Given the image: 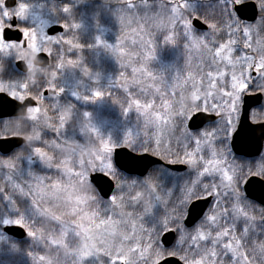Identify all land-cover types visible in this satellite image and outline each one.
I'll use <instances>...</instances> for the list:
<instances>
[{"label": "trees", "instance_id": "1", "mask_svg": "<svg viewBox=\"0 0 264 264\" xmlns=\"http://www.w3.org/2000/svg\"><path fill=\"white\" fill-rule=\"evenodd\" d=\"M149 1L134 0L131 3L133 8L131 10V6H126L127 11L132 13L130 16L134 20L137 16L139 24L145 25L147 28L151 27L153 30L152 34L148 32L146 36L147 40L153 41L152 59L148 63L149 68L146 72L151 77L149 82H145V79H142L141 74L138 72L141 79L134 85V90L129 91V94L125 93V88L133 85L131 78L123 68H120L119 62L115 61V55H110L109 52L104 50V44H107V46L112 45L113 50H119V45H123V54L130 50L125 40L132 33L112 18L118 17L121 10V14L127 12L125 4L121 3V0H64L61 4H56L58 12L55 10V21L63 26L64 32L62 35L55 37L58 43L49 51L50 67L41 72L40 75L47 72L54 74L55 80L52 85L47 84L50 87H47L49 88V95L65 91L67 97H62L61 103L62 105H69L72 111L78 114L80 124L84 123L83 116H90V120L87 118V123L84 126L81 124V127L85 129L86 141H95L93 140V133L87 130L86 127L89 123L93 126L95 123L93 118L97 117L99 124L108 121L110 122L109 127L117 125L118 130L121 131V134L113 139V142H115L114 148L126 147L137 154L145 153V150H147V154L155 156L165 163L173 161L170 164H183L181 163L185 158L183 151L193 150L187 146L186 137L190 134L216 132L214 136H217V141H222V143L228 142L229 138L227 140L226 132L221 134L219 130V126L222 125L220 118L214 124L196 133L189 132L183 127L177 131L179 118L190 110L185 108L179 111L178 99L180 101L181 94H174V98L167 91L173 88L180 89L184 80L191 79L190 76H192L193 70L188 67L186 59L183 58L192 56V59H194V55L192 52L188 54L185 51L187 43L183 41L178 27L173 29L174 35L169 40L170 43L166 45L158 33L162 30L159 29V26L152 27L151 21L143 24L144 20L141 17L139 18L143 15V10L142 7L139 8V5L146 4ZM162 2L167 6H174L185 12V15H188L189 12L192 15L199 13L201 20L209 24L219 23L220 27L209 30L214 39L222 35L221 28L224 27V23L221 22L224 19L227 20V12L231 10L230 8L226 10L219 0H185L182 3L180 0H175V4ZM185 4L188 5L187 8L183 7ZM193 8H195V11H192ZM134 23L136 24V21ZM239 25L242 27L244 23H239ZM259 38L264 39V27ZM202 49L204 50L202 54L205 59H202V62L197 65V70L203 68L207 60H213L211 55L214 49L210 47V44L202 46ZM69 61L73 63L69 64ZM7 71L2 65L0 79L10 83L13 78L10 71ZM46 83L47 81L42 77L36 78V87L33 88L34 90H27L26 95L36 97L37 91L43 89ZM144 86L151 87L154 92L152 101L153 103H159L158 108L154 109V107L148 105L146 94L141 91ZM252 90L253 92L259 91L256 87L254 89L250 88V91ZM73 91L78 93L80 98L87 97L86 100L90 105H82L77 99L73 98ZM97 91L102 95L99 99H94L93 94ZM160 101L165 102L166 105L160 106ZM57 108L53 103H48L43 107L49 120H52V124L49 128L42 127L41 130L39 129L42 132L40 139L44 144L38 147L35 146L36 149L49 151L45 142L48 143L56 138L54 130L58 125ZM259 112L261 111L258 110L255 113ZM157 116L158 118H156ZM155 119H159L160 125L158 129L153 130L152 128V130L163 134V138H156V141L151 140L147 143L143 140L138 142L137 145L127 143L125 139L117 142L119 137L125 134L124 130H127V133L133 130L140 134H147L146 123ZM215 124L216 127L213 128L212 126ZM75 127L79 126H76L74 116L65 127L67 134H71L70 139L73 137ZM101 132L104 133L103 130ZM25 135L27 138L32 137L30 126L26 125ZM180 141L183 145L180 144ZM157 142L162 143L160 148L156 147ZM94 143L97 144V141ZM178 147L179 151L177 150ZM202 149L199 148L198 151ZM223 150L227 155L221 156H224L226 163L236 175L244 180L255 174L264 179V171L257 168L258 162L264 160V154L258 159L246 160L234 156L228 146ZM26 156H28L27 153L26 155H11L7 158L0 156V165L2 162L13 161L12 163H19V166H21L23 158ZM186 167L187 170L182 173H173L164 167H154L142 179L129 177L117 171L114 181L116 187L124 191L123 201L120 209L113 208L111 222H115L116 218L124 215L128 217L134 230L127 229V224L119 222L116 227L118 230L115 228L116 231L110 235L97 236L98 238L93 239L89 235L88 241L84 240V244L80 240L68 238L64 233H62V237L59 236L60 240L55 241L53 239L55 234L51 235V233L60 229L42 221H35L34 225H31L33 230H37L41 234L38 240L33 236H31L32 240L31 237H27L24 241H16L6 237L2 233V220L10 219L12 216L16 217L19 212L26 210L27 201L25 200L23 204L16 193V189L11 190L7 187L0 176V264H112L113 261L119 264L121 258H123L125 264H153L154 259L160 252L165 255L174 253L179 257H183V263L185 264H243L241 258L244 256L245 251L250 253L249 259L252 260V264H264V255H261L258 250L256 241V237H259L260 241L264 242V224L262 223L264 210L244 197L242 183H239V187L235 188L239 196L235 194L228 195L225 192V194H222L221 191L218 196L214 194L212 206L206 216L193 229L188 230L183 227V219L190 200L196 198L191 196L193 186L201 179L198 174V165ZM9 172H11L10 169ZM11 175L16 182L20 179L15 173ZM205 187L209 191L212 190L210 182L207 181L205 184L200 185L197 192L198 196L206 195ZM118 192L116 191L114 195ZM84 194L96 199L95 203L85 204L86 211L95 213L100 219H105L110 215L108 212H104L105 205L110 202L103 201L90 185L84 189ZM226 204L228 205L227 211L224 210ZM50 205H47V207L52 206ZM57 208L59 207L51 210L55 212L58 210ZM145 208L147 211L144 210ZM238 211L242 212L244 216L241 215L237 218L234 213ZM213 216L216 218L215 222L211 219ZM248 216L252 220H249ZM63 222L61 221V223ZM165 224L180 229L177 233L178 240L170 249L150 250V244H158L159 236ZM245 226L250 233V237H246L243 231ZM32 229H30V232H32ZM212 240L218 245H213ZM241 241L243 246H241ZM80 243L84 247L83 251ZM219 245H227V249H222ZM133 246L135 248H132ZM137 246L142 249L138 254L134 251ZM114 254H117V256H114ZM112 257L116 260H113ZM141 257H144V259H141Z\"/></svg>", "mask_w": 264, "mask_h": 264}, {"label": "rangeland", "instance_id": "2", "mask_svg": "<svg viewBox=\"0 0 264 264\" xmlns=\"http://www.w3.org/2000/svg\"><path fill=\"white\" fill-rule=\"evenodd\" d=\"M121 1V3L125 4V7H130L131 3L134 0ZM162 1H164L165 3H172L171 0H150L149 2H146V4L139 5V8L142 7L143 10V15L139 16V18L141 17L144 20L143 24L151 21L152 27L159 26V29L162 30L158 33L160 34L162 41H165L166 45L170 43L169 40L174 35L173 29L178 27L183 41L187 43L185 51L188 54L192 52L194 55V59H192V56H190V58H183L184 60L186 59L188 67L193 70V74L192 76H190L191 79H186L183 82L181 80L182 86L180 89L173 88L172 90L167 92L173 96L176 93L181 94L180 101L178 99L179 111L185 108L190 111L194 110L198 98H202L206 94H210L212 98L208 100L209 112L217 110L211 107V105L215 103L220 106L218 110H221L226 115L227 109L224 108V103L225 101H229L230 98L223 96L224 83L227 79L234 86L228 89L230 92L238 88L241 75L243 74L244 78H247V66L252 62L251 59L244 60L241 58L234 57L229 63L226 57H224V64L222 65L220 64V52L222 51V48L214 49L211 55L213 60H207L206 65L203 68L197 70V65L202 62V59H205L202 54L204 53L202 46L209 45V41L214 39V37H212L209 33L210 35L208 36V38H206V41H201L199 39L193 41L191 36H189V39L187 40L184 39L186 30L182 27V25L184 21L190 19L189 15H185V12L178 10L174 6L172 7L163 4ZM183 1L185 0H180L181 3ZM46 6L47 5L45 4L36 5L25 3L22 5V7H20L21 13L18 15V17L24 21H28L33 25V29L31 31L25 32V36H27L29 40V50L25 53V61L29 65L31 64V59L37 53H50V49L58 43L57 39L48 38L45 35V30L47 27L57 24L55 21V11H51L50 6ZM127 7L126 11L128 10ZM54 9H56V11L58 12L57 8ZM131 9H133L132 6L130 7V10ZM123 11L125 10L123 9ZM114 13H116V11H114ZM121 13L122 10L120 11L118 17L112 18H114L117 23H120V26L132 33V35H130V37L125 40L127 47H129L130 49L129 52H127L126 54L124 53L125 55L123 54V45H119V50H113L112 45L107 46V44H104L103 47L104 50L109 52L110 55H115V61L117 60V62H119L120 68H123V70H125V73H127L128 76L131 78L133 85H129L127 88H125V93L129 94V91L134 90V85L139 82L141 77L142 79H145V82H149L151 80V77L147 75L146 72L149 68L148 63L152 59L153 41L147 40L146 36L148 32L149 34H152L153 30L151 27L147 28V26L145 27V25L142 26L141 24H139L137 16L136 20H134L133 17L130 16V14L132 15V13H130L129 11L125 12L124 14ZM262 15H264V13H262ZM134 21H136V24L134 23ZM223 23L225 26L227 20L224 19ZM239 23L244 22L239 21ZM140 30L142 31L141 34ZM262 31L263 27H261L260 33H262ZM133 32L135 35L133 34ZM236 35L238 37L239 33H236ZM243 46L244 42L241 41L240 47L243 48ZM4 50H6V47L0 41V53ZM133 50L135 51L133 52ZM254 53L258 58H261L262 62H264V39L258 38L257 42L254 44ZM210 65L219 67V83H209V80L213 79L214 75L213 73L209 72ZM30 72L31 76L28 79H25V91L29 90L30 88H32L33 85L36 84L35 78L39 76V73L33 68ZM138 72L141 74V77L139 76ZM224 73L228 74L227 78L223 75ZM233 73H235V77H233ZM193 75L196 76L193 77ZM41 77L45 81H47L43 89L49 91L50 87L47 84H50V86L52 85V82L55 80L54 74L47 72L42 74ZM198 78L202 80H199ZM0 89L4 90L11 96H15V98L19 100L23 99V97H27L26 94L23 97H21V95H18V92H20V87L16 84L11 86H5L4 84L0 83ZM141 91L146 94V98L148 99V105L150 107H154V109L159 107V103H153L152 101L154 97V92L152 91L150 86L142 87ZM246 93L247 92L242 93L241 99L237 101V113L233 115V123L236 126L238 123V121L236 120V115H239L241 113L242 98ZM186 95L187 97H185ZM64 96L65 98L67 97L65 91H60L54 95H49V97L46 99L43 98L42 95L38 97V106L36 108L29 109L27 113V118L29 119L30 123H28L27 121L26 124L32 129V137L27 138V146L29 147L27 153L28 156L23 158L21 166H19V163H12L13 161L2 162V164L0 165V176L2 178L3 183L11 190L16 189V193L19 199L23 202V204L25 200L27 201V209L23 210L22 212H19V215L16 217L12 216L10 219H20L23 221V228L27 231V237H31L28 235L30 229L33 228L31 225H34L35 221H42L48 225L60 229L59 231L56 230L51 233V235L55 234V238H53L55 239V241L60 240L59 236L64 233L66 234V236H68V238L80 240L82 244H84V240L88 239L89 235L92 239L95 237L98 238L99 236L110 235L112 232L118 230L116 227L118 226L119 222L127 224V229L133 231L134 227L130 224V220L128 219V217H125L124 215L120 216V218H116L115 222H111V214L113 213V208L117 207L118 209H120L121 202L123 201L122 198L124 191L119 189V187H116L115 190V192H118V190L119 192L115 195H112L116 197V200H107L110 203L108 205H105L104 207V212H108L110 214L107 218L100 219L98 216H96L95 213H90L89 211H86L85 207L86 203L92 204L96 201L94 197H91L90 195L88 197L86 194H84L85 188H87L89 185L92 187V185L89 183L90 174L102 173L113 180L117 176V169L114 167L112 159L113 151L116 148L113 147L115 145L113 139L117 135H120L121 131L118 130L117 125L109 127L108 125L110 122L108 121L104 122L103 124H99L97 117H95L93 118V120H95L93 126L91 123H89L86 129L93 133V140H95L94 142L97 141V144L92 141H86L84 134L85 129H83L84 127H81L82 123L80 124L79 118L77 117L78 114L76 112H73L69 105H62L61 103L62 97ZM72 97L77 99V101H79L82 105H90V103L87 102L85 98H80V95L75 91H73ZM48 103H53L56 107H58V125L57 128L54 130L56 138L54 140H50V142L48 143L45 142V145L49 151H44L42 149H36L35 146L38 147L44 144V142L40 139L42 134L40 130L42 129V127L49 128L52 124V120H49L43 109V107ZM160 103V106L166 105L165 102L160 101ZM201 107H203V104H201ZM262 112H264V109L262 110ZM254 113H252V115ZM74 116L76 126L79 127L74 128L73 137L70 139L71 134H67L65 127H67L69 121ZM82 118L84 119V123L82 124V126H84L85 123H87V118L90 120V116L87 115V117L83 116ZM156 118H158V116ZM219 118L222 123V125L220 126L225 127L222 129L219 126V130L221 131V134L226 132L227 135L229 126L226 123L225 116H220ZM159 125V119L148 121L146 123L148 132L147 134H140L133 130L127 133V130H124L125 134H123L122 137H119L117 142H120L122 141V139H125L127 143L137 145L138 142L143 140H145L143 141L145 143L151 140L156 141V138H163V134L158 133V131H153L155 129H158ZM101 130H103V134ZM208 133L210 135L207 139H205L203 136L200 137L202 143L198 148L194 147L191 151H183V155L185 152L192 153L194 151H198L199 148H203L200 151L201 153H203V150L206 149L208 153L219 152L221 155H227L223 148H227V146L229 147V141L231 136L227 135V140L229 138L228 142L219 143L217 145L215 144V147H213V143H209L208 141L214 140L215 142L217 141L218 137L211 135L210 131H208ZM221 134L219 135L220 137ZM102 142H107L108 148L111 149V151H105L102 147ZM180 144L183 145L181 141ZM224 161H226V159L224 158V156H221V163L223 167L229 168L231 170L232 168L227 163H224ZM192 165L195 166L197 164ZM257 168L259 170H262V168H264V160L258 162ZM9 169L11 170V172L13 171L12 173L17 174V176L20 178L17 180V182L11 175L12 173H8ZM231 171L233 172V170ZM234 175L236 174L234 173ZM243 181L244 179L240 177L239 183H242L243 185ZM209 182L211 184V189H213V182ZM215 185H219L220 191L223 192L222 194L227 193L228 195L235 194L236 196H239L236 191L237 189H235L237 187L236 182H233L232 185L229 187L220 179H217L215 181ZM47 205H50L51 207H47ZM56 207H59L57 208V211L54 212L53 210H51ZM144 210L147 211L146 208ZM238 212L234 213L237 218L241 217V215L244 216L242 212ZM249 220H252V218L250 217ZM61 221L64 222L61 223ZM32 233H34L33 238L37 240L38 237L41 236L40 232L37 230L32 229ZM33 238L31 237V240ZM81 243L80 245H82ZM211 243H213V245H218L215 244L213 240ZM219 246H221L222 249H227V245ZM83 248L84 247L82 245V251ZM132 248L135 247L133 246ZM114 256H117V254H114ZM113 260L116 259L113 258Z\"/></svg>", "mask_w": 264, "mask_h": 264}, {"label": "snow or ice", "instance_id": "3", "mask_svg": "<svg viewBox=\"0 0 264 264\" xmlns=\"http://www.w3.org/2000/svg\"><path fill=\"white\" fill-rule=\"evenodd\" d=\"M173 4H175V0H171ZM220 3L223 4L224 8L231 9L227 12V23L223 28H221L222 35L212 39L209 41L210 47L213 49H221L220 52V64H224V57H226L227 61L230 63L234 57L241 58L244 60L251 59V63L247 66V78L245 79L243 74L240 77V83L238 85V88H236L234 91L230 92L228 89L230 87H234L227 79L224 83L223 87V96L229 97V101H225L224 108L227 109V114L225 115L224 112H222L219 109V105L213 103L211 107L213 109H217L213 112H209V105L208 100L212 98L210 94H206L202 98H198L197 104L195 106V109L186 113L182 114L181 118L178 120V127L177 131L180 130L181 127L185 128L187 131L191 132V130L195 127H198L195 125V121L199 117L201 113H203L206 116H214V117H220L225 116L226 123L229 126V130L227 132L228 136L233 135V133L236 130V125L233 123V115L237 113V101L241 99V94L245 92L250 91V86L253 84L258 85L259 92L264 93V62H262L261 58H258L256 55H254V44L257 42L259 36H260V29L261 27H264V0H250V3L255 5V11H256V20L252 22H246L244 21V16L247 12L246 5L249 3V0H219ZM184 8H187L188 5H183ZM67 11V9H65ZM192 11H195V8H193ZM190 19L187 21H184L182 27L186 30L184 39H189V36H191L192 40L195 41L197 39L203 41L209 36V30L214 29L217 27H220V24H209L206 21H201L199 13L196 15H192L191 12L188 13ZM195 21H199V25H204V31H200L199 25L194 23ZM239 21H244V25L241 27L239 26ZM223 23V22H221ZM236 33H239V36L237 37ZM255 33V34H254ZM4 38L9 39V29L5 28L3 30ZM23 32H18L16 34L17 39H21L23 37ZM217 40L219 41L217 43ZM241 41L244 42L243 48L240 47ZM45 55H50V53H45ZM73 63L72 61H69V64ZM227 66V65H225ZM209 72L213 73V79L209 80V83H219V76L220 71L218 66H209ZM226 78L228 77L227 73L223 74ZM233 77H235V73H233ZM0 92H2V89H0ZM102 94L100 92H94L93 98L99 99ZM12 99L15 100V96H12ZM85 99H88L85 97ZM201 104H203V107H201ZM38 111V109H37ZM87 115V114H86ZM240 115V114H239ZM239 115H236V120H239ZM63 119V117H62ZM253 125L257 124H264V112L254 113L251 117ZM185 121L187 123L185 124ZM213 128L216 127V124L212 126ZM208 132H203L199 134H190L187 139V146L189 148H198L202 141L200 139L201 136H203L205 139L209 137ZM211 135H216V132H212ZM238 135V133H237ZM6 138V137H5ZM209 143H213V147H215V144L222 143L220 141H208ZM162 146L161 142L156 143V147L160 148ZM102 147L105 151H111V149L108 148L107 142H102ZM167 150V149H166ZM180 150L179 147L177 149ZM147 150H145V153ZM184 159L181 161L185 166H190L192 164H197L199 167V175L201 177L200 181L197 182L192 189L191 196H195V199L190 200L189 207L187 209V215L184 217V225L185 227L188 226L187 221L189 220V217L191 216L192 208L195 207L196 203H199L201 200H207L212 202L213 201V195H219L220 194V187L219 185H215V181L217 179H220L222 182L227 184L229 187L232 185L233 182H236L237 187H239V180L240 177L234 175V173L226 167H223L221 163V154L219 152L216 153H208L207 150H203V153L200 151H194L192 153H184ZM173 161H169V163H172ZM226 163V161H224ZM115 168L122 167V163L119 159L114 161ZM261 171H264V168H262ZM92 181H97L96 176H92ZM102 179H107V177H102ZM207 181L213 182V189L209 191L206 187L204 191L206 192V195L204 196H198L197 192L200 189L201 184H205ZM244 183H247L246 180L243 181ZM99 187V186H98ZM104 188H100V191H103ZM112 201L116 200L115 196L109 197ZM227 199V197H225ZM228 205H225L224 210L227 211ZM212 221L215 222V216H213ZM3 226L5 228L9 226H17V227H24L23 221L20 219H3L2 220ZM175 223V221H173ZM246 223V222H245ZM180 231L179 228H174L169 226L168 224H165L162 233L159 236V242L158 244H150L149 249H168L173 246L174 242L178 240L177 233ZM243 231L245 232L246 237H250V233L248 232L247 227L245 226L243 228ZM29 236H33L34 233L29 232ZM172 237V240H169V237ZM256 241L258 243V250L260 251L261 255H264V242L260 241L259 237H256ZM241 246H243V242L241 241ZM251 246V245H249ZM238 250V249H237ZM134 251L137 252V254L142 251V249L137 246ZM250 253L245 251L244 256L241 258L243 261V264H252V260L249 259ZM141 259H144V257H141ZM176 260L179 262V264H183V257H179L175 255L174 253H169L167 255L163 254V252H160L157 254L156 258L153 261V264H167L168 261ZM112 264H116V261H113ZM119 264H125V261L123 258L120 259Z\"/></svg>", "mask_w": 264, "mask_h": 264}, {"label": "water", "instance_id": "4", "mask_svg": "<svg viewBox=\"0 0 264 264\" xmlns=\"http://www.w3.org/2000/svg\"><path fill=\"white\" fill-rule=\"evenodd\" d=\"M61 3L63 0H49ZM13 5V0H7L6 6L10 7ZM247 12L244 16V21L252 22L256 20L255 5L249 3L246 5ZM242 21V22H244ZM199 25V21H195ZM15 26V21L12 22V27ZM200 31H204V25H199ZM9 29V39L4 38L5 42H22V39H17L16 34L20 31ZM64 32V29L60 25L50 26L46 30V34L49 37H54L60 35ZM23 46L26 47V41L23 42ZM34 66L40 69H46L50 66V58L45 53H39L33 60ZM17 69L26 74L28 72V67L25 62H18L16 64ZM47 95V92L44 93ZM263 95L261 93L247 94L242 99L241 113L238 120V125L235 132L233 133L230 141V148L232 153L236 157L245 159H255L258 158L264 148V124L253 125L251 121L252 110L259 108L262 104ZM37 106V102L32 98H26L23 102H18L13 100L11 97L4 93H0V119L6 118H17L24 117L27 114L29 108H34ZM218 117L206 116L203 113L199 115L195 121V127L191 132H197L202 130L209 124H213ZM238 133V135H237ZM25 143L24 139L21 138H10L0 141V152L3 154L1 156H9L13 150L21 147ZM113 164L114 161L119 159L122 163V167L116 168L122 174L130 177L144 178L151 169L154 167H164L165 169L174 172L182 173L186 171V166L182 164H167L164 163L159 158L152 156L147 153L136 154L130 151L128 148L120 147L113 151ZM115 167V165H114ZM92 176H96L97 181H92ZM102 177H107V179H102ZM247 183L243 185V193L247 200L252 201L264 209V179L258 176H251L247 180ZM89 182L92 187L96 190L100 198L104 201L109 200L115 191L114 181L105 174L102 173H92L89 175ZM99 186V187H98ZM100 188H104L100 191ZM212 202L207 200H201L196 203L195 207L192 208L191 216L187 221L188 226L185 227L184 220L183 226L186 229H192L207 213ZM189 207V206H188ZM188 209V208H187ZM187 215V212H186ZM264 224V217L262 219ZM2 232L9 238L16 241H24L27 237L26 230L22 227L9 226L7 228L3 227ZM173 238L170 236L169 240ZM174 245V244H173ZM167 264H179L176 260L168 261ZM184 264V263H183Z\"/></svg>", "mask_w": 264, "mask_h": 264}, {"label": "flooded vegetation", "instance_id": "5", "mask_svg": "<svg viewBox=\"0 0 264 264\" xmlns=\"http://www.w3.org/2000/svg\"><path fill=\"white\" fill-rule=\"evenodd\" d=\"M6 2H7V0H0V32H1L0 41L6 47V50H4L3 52L0 53V73L2 70V65H4L6 71L7 70L10 71L11 76L13 78V81L8 83V82H4L0 79V83L4 84L5 86H7V85L11 86V85H15V84L19 85V87H20L19 91L20 92H18V95L19 96L21 95V97H23L26 94L25 87H24L25 79H28L31 76V72H30L31 69L32 68L35 69L39 73L38 77H41V75H40L41 72L46 71L50 66L46 69H40V68L34 66L33 60L36 57V55H38L39 53H37L31 59V64H30L31 66L25 61V53L29 50V40H28L27 36H25V32L31 31L33 29V25L31 23H29L28 21H24L18 17V15L21 13L20 7H22V5L25 3L36 4V5L45 4V5H47L46 7L50 6L51 11H55L56 9H54V8H56V4H61V3L49 1V0H13V5L8 7V6H6ZM14 21H15V26L12 27V22H14ZM55 25H58V24H55ZM49 27H47L46 30ZM5 28H10L12 30H18L20 32H23L24 35H23L22 42H20V43L5 42L3 39V30ZM46 30H45V35L48 38H55L56 37V36L49 37L46 34ZM24 41H26V47L23 46ZM40 53H43V52H40ZM21 61L25 62L27 67H28V72L26 74L20 72L16 67V64L18 62H21ZM38 77H36V78H38ZM36 78H35V80H36ZM35 87H36V84L33 85L32 88H30V89H33ZM254 87H256L259 90V87L256 84H253L252 86H250L251 89L252 88L254 89ZM259 91L253 92V90H252V91L247 92L246 94H256V93H260ZM45 92H47V95L44 94ZM0 93H4V94H6L12 98V96L9 95L4 90H2V92H0ZM261 94L263 95L262 104L259 106V108H256L255 111L260 110L262 112V110L264 109V93H261ZM40 95H42L43 98L46 99L49 97V91L46 89H43V90L40 89L37 91L36 97L27 95V97H23V99H20V100L15 99V100L18 102H23L26 98H32L37 102V99ZM37 106H38V102H37ZM36 107H34V108H36ZM29 109H32V108H29ZM28 110H27V113H28ZM255 111H252V113H254ZM251 116H252V114H251ZM27 121H28V123H30L29 119L27 118V114L24 117L0 119V141L5 140V139H10V138H21V139L25 140V143L21 147L16 148L10 154H8L9 156H11V155H26V153H28V149H29V147L27 146V140L28 139L25 135V127L27 125L26 124ZM237 125H238V123H237ZM231 137H232V135H231ZM231 137H230V140H231ZM229 149H230V145H229ZM263 154H264V148H263V152L261 155H263ZM0 155H3V154L0 152ZM9 156H6V157L1 156V157L7 158ZM251 160H254V159H251ZM255 176H257V175H255Z\"/></svg>", "mask_w": 264, "mask_h": 264}]
</instances>
